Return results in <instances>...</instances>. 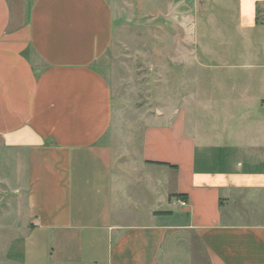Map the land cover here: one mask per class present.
Returning <instances> with one entry per match:
<instances>
[{
    "label": "crops",
    "instance_id": "crops-1",
    "mask_svg": "<svg viewBox=\"0 0 264 264\" xmlns=\"http://www.w3.org/2000/svg\"><path fill=\"white\" fill-rule=\"evenodd\" d=\"M229 1L240 41H210ZM115 11L0 0V264H264V0H170L175 78L199 64L229 82L125 136L99 67Z\"/></svg>",
    "mask_w": 264,
    "mask_h": 264
},
{
    "label": "rangeland",
    "instance_id": "rangeland-1",
    "mask_svg": "<svg viewBox=\"0 0 264 264\" xmlns=\"http://www.w3.org/2000/svg\"><path fill=\"white\" fill-rule=\"evenodd\" d=\"M112 1L117 7L116 37L99 67L109 77L114 88L120 135L125 136L127 129L132 134L139 133L146 113L156 114L157 110L162 109L172 112V109L182 104V100L191 90L197 93L198 101H203L208 98L207 95L217 96L221 83L229 82H221L199 64L190 66L188 71L180 72L185 73V76L190 72V75L197 78L194 82L189 83L187 79L180 80L179 73V80L175 78L177 76L175 71L179 72L182 68L172 60V35L176 33L169 17L171 11H166L170 0H129L133 5L136 4L132 11H127V0ZM140 2L147 3L149 8L164 11H137ZM211 5L217 13L224 11L218 1ZM226 11H230V24L224 26L219 37L216 33L212 34L214 38L210 41L219 42L225 35L232 41H240L233 25L234 11H236L233 1H229ZM201 38L202 35L199 40L203 39ZM202 52L203 48H197V54L201 56ZM214 91L216 95H213ZM223 91L227 93L230 90ZM215 98L222 97L218 95ZM192 109H195L191 111L192 119L196 116L195 119L202 125L212 117V115L208 117L203 105H194Z\"/></svg>",
    "mask_w": 264,
    "mask_h": 264
},
{
    "label": "built area",
    "instance_id": "built-area-1",
    "mask_svg": "<svg viewBox=\"0 0 264 264\" xmlns=\"http://www.w3.org/2000/svg\"><path fill=\"white\" fill-rule=\"evenodd\" d=\"M177 202H178L180 205H186V204H187V201H185V199H183V198H178V199H177Z\"/></svg>",
    "mask_w": 264,
    "mask_h": 264
}]
</instances>
